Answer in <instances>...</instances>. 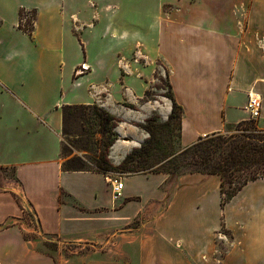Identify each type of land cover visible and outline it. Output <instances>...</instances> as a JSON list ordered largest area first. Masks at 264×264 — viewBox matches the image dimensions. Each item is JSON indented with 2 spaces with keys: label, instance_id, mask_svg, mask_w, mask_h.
I'll return each instance as SVG.
<instances>
[{
  "label": "crops",
  "instance_id": "crops-1",
  "mask_svg": "<svg viewBox=\"0 0 264 264\" xmlns=\"http://www.w3.org/2000/svg\"><path fill=\"white\" fill-rule=\"evenodd\" d=\"M23 10L34 12L31 34L19 25ZM94 33L154 35L152 45L136 44L168 70L181 148L249 121V93L261 97L264 124V0H0V171L14 169V182L0 188V264H58L29 238L21 208L40 234L93 239L118 255L86 264H264V177L222 205L218 174H127L114 199L116 174L62 170V107L111 113L96 99L109 93L108 80L95 96L90 85L100 58L85 38ZM82 64L91 72L72 82ZM129 76L120 73L118 84L135 94ZM146 91L143 82L139 98ZM77 94L88 100L76 104ZM170 110L171 102L165 119ZM130 149L117 140L108 158L115 165Z\"/></svg>",
  "mask_w": 264,
  "mask_h": 264
},
{
  "label": "rangeland",
  "instance_id": "rangeland-1",
  "mask_svg": "<svg viewBox=\"0 0 264 264\" xmlns=\"http://www.w3.org/2000/svg\"><path fill=\"white\" fill-rule=\"evenodd\" d=\"M153 34H135V33H100L89 34L88 51L95 59L98 57L100 61L96 64L94 77L92 78L93 96L98 94L103 87L104 80H108L107 86L109 93L106 96V91L103 93L106 97L96 98L97 103L100 101L108 107L114 115L118 116L116 128L114 131L119 132L117 140L129 141L131 149L119 161L112 164L109 160V152L111 148L104 152L108 161L113 168H118L123 160L133 150L146 144L149 136L146 132L136 127L137 124H147L148 122L154 126H161L167 120L165 119L166 105L170 102L168 99L169 83L168 70L166 66L159 60L153 57L152 53H147L143 46L136 44V39L143 38L146 45L150 46L153 42ZM102 42H107L108 45L103 47L104 50H99L102 47ZM136 44V45H135ZM118 50L117 56L115 50ZM126 53L127 51H129ZM122 50V51H120ZM100 51V52H99ZM125 52V53H124ZM128 54L125 59L122 56ZM77 56V57H76ZM73 57H76L73 59ZM116 57L119 61L116 62ZM78 54L71 57L68 66L64 69L66 85L69 84V67L70 63L78 60ZM81 67H77L73 72L72 82L76 80L79 75L85 72H91L88 67L87 71L78 72ZM130 75L128 82L134 89L135 94L124 93L118 84V76ZM140 79V80H139ZM145 82L147 85L146 95L139 98L141 83ZM68 89H70L68 87ZM71 93L70 90H68ZM126 98L135 101L134 109L126 107V101L117 102L120 99ZM88 98L77 94L74 99L76 104H83ZM82 113L70 114L65 120V135L61 133L62 138V164L70 160H75L73 167H82L83 169H95L98 167V158L103 152L104 147L102 143V136L99 132V123L92 110L86 108ZM81 116V117H80ZM178 120H173L170 125L153 128V144L149 153L143 154L140 159L135 158L132 162L125 166L124 169L115 170L114 174L123 175L130 174L133 169L135 172H154L169 170L172 174H179L185 169H174L170 164V159L179 154L183 148L180 147L178 141ZM249 128L256 130H264V124L258 119L250 121ZM235 133L234 128H230L228 132L223 135ZM118 134V133H117ZM112 155L114 161L121 155L118 147L113 149ZM113 161V162H114ZM14 182V169L0 171V188L6 184ZM27 210V209H26ZM25 220L29 224V238L38 240L39 248L44 249L47 254H50L58 264H86L87 261L93 259H104L105 254L112 255L117 259L116 253H108L107 246L104 247L101 242L86 239L73 240L62 238L58 236H45L40 234L36 228V221L31 215V211H26ZM112 243V242H111ZM104 247L103 249H101ZM114 247V246H113ZM108 248H112L109 245Z\"/></svg>",
  "mask_w": 264,
  "mask_h": 264
},
{
  "label": "trees",
  "instance_id": "trees-1",
  "mask_svg": "<svg viewBox=\"0 0 264 264\" xmlns=\"http://www.w3.org/2000/svg\"><path fill=\"white\" fill-rule=\"evenodd\" d=\"M32 31V30H31ZM28 31V34H31ZM168 99L171 102V110L167 116V120L163 126L170 125L173 120H178V138H179V125L182 115L181 108L176 104L171 89L169 86ZM146 95V92L145 94ZM126 107L134 109V105L126 104ZM92 110V114L98 120L99 132L102 136V143L104 150L98 158V167L94 170L107 174L112 173L117 169H124L126 165L132 162L135 158L140 159L143 154L149 153L153 144V128L162 127L154 126L151 123L137 124L136 127L146 132L149 136L145 145L141 146L139 150H133L118 168H113L104 152L109 150L118 139V134L114 131L116 128L117 118L109 113L104 108L93 105H70L63 106L62 111V134L65 135V120L70 114L82 113L83 109ZM81 117V116H80ZM250 121L240 122L234 127L235 133L223 135L221 133H213L200 137L192 145L185 147L182 151L174 155L170 159V164L174 169L183 168L184 173H202V174H218L221 177V193L222 205L231 199L238 190H240L248 181L264 177V130H256L249 128ZM75 160H70L62 164L64 171H86L82 167H73ZM132 170L130 174H136ZM172 174L169 170L154 171ZM151 173V172H141ZM22 213L24 217L26 212L23 208Z\"/></svg>",
  "mask_w": 264,
  "mask_h": 264
},
{
  "label": "built area",
  "instance_id": "built-area-1",
  "mask_svg": "<svg viewBox=\"0 0 264 264\" xmlns=\"http://www.w3.org/2000/svg\"><path fill=\"white\" fill-rule=\"evenodd\" d=\"M34 12L31 10H23L20 15L19 25L20 27L28 32L32 30L33 22H34ZM80 70L78 72L82 73L88 70V66L82 64L80 66ZM260 110H261V97L256 93L248 94V102L245 107V111L249 116V121H255L260 119ZM119 175H115L112 183H113V198L118 199L121 197V192L123 188V182L119 179Z\"/></svg>",
  "mask_w": 264,
  "mask_h": 264
}]
</instances>
